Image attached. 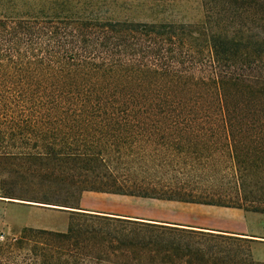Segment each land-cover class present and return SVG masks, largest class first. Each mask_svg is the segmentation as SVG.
I'll return each mask as SVG.
<instances>
[{
    "label": "trees",
    "instance_id": "1",
    "mask_svg": "<svg viewBox=\"0 0 264 264\" xmlns=\"http://www.w3.org/2000/svg\"><path fill=\"white\" fill-rule=\"evenodd\" d=\"M200 1L185 23L117 18L157 0H0V201L75 209L64 232L0 242V264H264L238 236L75 206L264 214V0Z\"/></svg>",
    "mask_w": 264,
    "mask_h": 264
},
{
    "label": "rangeland",
    "instance_id": "2",
    "mask_svg": "<svg viewBox=\"0 0 264 264\" xmlns=\"http://www.w3.org/2000/svg\"><path fill=\"white\" fill-rule=\"evenodd\" d=\"M162 5H158L164 13L157 16H147L141 11V7L134 9L129 14H121L117 18L128 21H174V22H197L203 17V8L200 0H157ZM159 9V10H160ZM231 171L225 172V179L217 182V188L227 192L236 193V187L230 181ZM82 206L80 201L76 207L82 210H97L95 206L98 201H119L120 208L125 207L127 202L139 201L130 197H117L115 195L86 193ZM250 196L249 194H247ZM248 200H251L249 197ZM122 200V201H121ZM141 203H149L143 201ZM161 208L170 209L173 206L160 204ZM54 207V208H53ZM56 206L27 203L24 201H0V242L7 238L19 236L26 228L45 229L57 232H64L68 228L71 212L68 210L55 209ZM63 208V207H59ZM72 209V208H67ZM234 209V208H233ZM73 211L75 209H72ZM244 215H248L245 220L247 231L245 242H238L241 245V251H250L254 260L264 262V244H257L255 241L264 243V214L259 212H244L237 209ZM223 211V210H222ZM145 212V211H144ZM143 212V213H144ZM227 216H232L231 212H225ZM142 216L141 214H135ZM138 217V216H137ZM256 238V239H255ZM258 258V259H257Z\"/></svg>",
    "mask_w": 264,
    "mask_h": 264
},
{
    "label": "crops",
    "instance_id": "3",
    "mask_svg": "<svg viewBox=\"0 0 264 264\" xmlns=\"http://www.w3.org/2000/svg\"><path fill=\"white\" fill-rule=\"evenodd\" d=\"M85 198L87 197L83 193L80 198L81 206ZM134 199L139 201L127 202V205L123 208L118 207L119 201H98L95 206L99 209L82 211L104 213L110 216L246 237L245 233L248 229L245 225V220L248 215H244L237 209L141 198ZM143 201H148L149 203H141ZM160 204L172 205L173 207L163 209ZM225 212H231L232 216H227ZM135 214H141L142 216L137 215V217ZM255 242L257 244H264L260 243V241Z\"/></svg>",
    "mask_w": 264,
    "mask_h": 264
},
{
    "label": "water",
    "instance_id": "4",
    "mask_svg": "<svg viewBox=\"0 0 264 264\" xmlns=\"http://www.w3.org/2000/svg\"><path fill=\"white\" fill-rule=\"evenodd\" d=\"M53 208H54V207H53ZM55 209H62V210L73 211L72 209H67V208H59V207H55Z\"/></svg>",
    "mask_w": 264,
    "mask_h": 264
}]
</instances>
